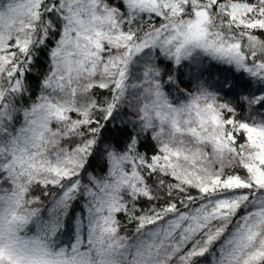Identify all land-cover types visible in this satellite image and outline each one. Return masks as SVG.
Here are the masks:
<instances>
[{"label":"snow or ice","instance_id":"obj_1","mask_svg":"<svg viewBox=\"0 0 264 264\" xmlns=\"http://www.w3.org/2000/svg\"><path fill=\"white\" fill-rule=\"evenodd\" d=\"M0 264H264V0H0Z\"/></svg>","mask_w":264,"mask_h":264}]
</instances>
